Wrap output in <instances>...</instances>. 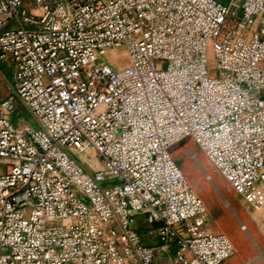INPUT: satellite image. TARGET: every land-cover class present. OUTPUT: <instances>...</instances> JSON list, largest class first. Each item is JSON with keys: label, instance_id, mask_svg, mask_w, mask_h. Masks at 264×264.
<instances>
[{"label": "built area", "instance_id": "obj_1", "mask_svg": "<svg viewBox=\"0 0 264 264\" xmlns=\"http://www.w3.org/2000/svg\"><path fill=\"white\" fill-rule=\"evenodd\" d=\"M0 28V264L235 256L170 149L264 207V0H0Z\"/></svg>", "mask_w": 264, "mask_h": 264}, {"label": "rangeland", "instance_id": "obj_2", "mask_svg": "<svg viewBox=\"0 0 264 264\" xmlns=\"http://www.w3.org/2000/svg\"><path fill=\"white\" fill-rule=\"evenodd\" d=\"M219 1L225 5L230 2V0ZM116 54L115 60L118 62L114 65L117 68L129 63L125 48H119ZM14 90L10 69L0 63V103L13 96ZM19 109L18 106L17 110ZM18 112L15 120L23 118L27 123L33 124L30 115ZM170 152L191 188L206 205L205 230L228 235L236 247L235 256L224 264H264V207L257 209L247 205L192 138L174 145ZM137 227L147 246L155 248L159 246L152 234H149L148 225L138 222ZM158 254L160 251L156 249L155 256L158 257Z\"/></svg>", "mask_w": 264, "mask_h": 264}, {"label": "crops", "instance_id": "obj_3", "mask_svg": "<svg viewBox=\"0 0 264 264\" xmlns=\"http://www.w3.org/2000/svg\"><path fill=\"white\" fill-rule=\"evenodd\" d=\"M148 228V227H147ZM151 234V233H149ZM152 237L155 241H157V239L154 237V235L152 234ZM158 257H156L155 259V264H173V259L170 257V255H167L165 253H161L157 255Z\"/></svg>", "mask_w": 264, "mask_h": 264}, {"label": "water", "instance_id": "obj_4", "mask_svg": "<svg viewBox=\"0 0 264 264\" xmlns=\"http://www.w3.org/2000/svg\"><path fill=\"white\" fill-rule=\"evenodd\" d=\"M5 31L4 28H0V33H3Z\"/></svg>", "mask_w": 264, "mask_h": 264}, {"label": "trees", "instance_id": "obj_5", "mask_svg": "<svg viewBox=\"0 0 264 264\" xmlns=\"http://www.w3.org/2000/svg\"><path fill=\"white\" fill-rule=\"evenodd\" d=\"M139 234H140V232H139ZM170 255L173 257V253H171Z\"/></svg>", "mask_w": 264, "mask_h": 264}]
</instances>
